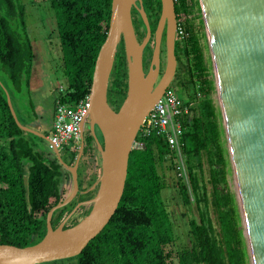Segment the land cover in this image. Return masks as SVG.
I'll return each mask as SVG.
<instances>
[{"label":"trees","instance_id":"obj_1","mask_svg":"<svg viewBox=\"0 0 264 264\" xmlns=\"http://www.w3.org/2000/svg\"><path fill=\"white\" fill-rule=\"evenodd\" d=\"M144 3L157 25L162 1L144 0ZM112 5L113 0H51L50 10L56 20L62 51L61 67L67 84L63 91L58 89L53 118L57 106L75 107L90 96L97 59L107 39ZM197 5H200L199 0H176V12L192 15ZM201 25L203 28L204 22ZM179 27L184 29L185 35L178 33L176 56L181 67L178 83L173 89L193 111L185 124L183 151L189 182L180 176L181 171L175 163L176 153L164 138L156 135L148 139L139 137L145 148L135 149L131 154L125 193L115 216L75 258V264L251 262L237 195L229 188L230 157L221 110L212 97L215 83L213 79H207L210 68L196 33L197 25L188 19L180 22ZM27 30L26 6L22 0H0V64L8 78L6 81L0 76V245L19 248L43 240L48 214L67 199L66 183L69 175L72 177L53 152L51 159L46 150H41L42 138L18 126L8 103L9 94L19 121L37 130L35 123H25L24 116L19 115L16 108L23 84L30 85L36 58ZM110 91L118 103L124 102L128 91L124 44L116 57ZM51 132L52 127L41 133L50 137ZM90 140L94 138L90 137ZM65 149L69 159H62L74 166L78 152ZM89 156L81 169L94 165ZM171 170L182 203L192 214L188 242L183 247L177 244L175 213L164 198V193L171 188L167 177ZM90 179L85 177V181L92 184ZM94 195L81 194L78 201L58 210L54 215V227L69 216L78 202ZM88 213L85 208L81 209L71 224L77 225Z\"/></svg>","mask_w":264,"mask_h":264},{"label":"water","instance_id":"obj_2","mask_svg":"<svg viewBox=\"0 0 264 264\" xmlns=\"http://www.w3.org/2000/svg\"><path fill=\"white\" fill-rule=\"evenodd\" d=\"M161 1L162 15L156 46L147 73L144 52L152 31L143 0H113L107 39L100 50L93 76L91 107L81 124L84 139L85 123H90L101 156L102 173L90 190H97L95 197L79 203L56 230L52 226L55 213L72 204L81 192L79 166L84 143L76 164L69 166L49 137L19 121L8 94V103L18 126L52 145L60 164L72 175L73 191L48 214V232L43 240L26 248L0 245V264H50L77 258L115 216L125 193L134 144L147 117L173 85L177 74L179 24L176 1ZM199 1L250 264H264V0ZM138 2L147 29L142 43L137 38L132 18V10ZM167 23V65L159 80L161 41ZM122 44L128 67V91L120 110L116 112L109 103L108 95ZM96 127L103 135L104 145L96 136ZM84 206H92L90 214L77 225L65 229Z\"/></svg>","mask_w":264,"mask_h":264},{"label":"rangeland","instance_id":"obj_3","mask_svg":"<svg viewBox=\"0 0 264 264\" xmlns=\"http://www.w3.org/2000/svg\"><path fill=\"white\" fill-rule=\"evenodd\" d=\"M23 4L26 6V15H27V27L29 36L34 44L36 58L34 60V72L30 81V85H26V82L23 84L20 90V96L16 102V108L19 115H23L26 124H38L37 130L39 132H46L47 129L53 127L54 118H53V103L55 97L59 94L58 89L66 88V79L62 71V51H61V42L58 35V29L56 25V20L53 13L51 12L50 3L51 0H22ZM192 15L182 14L180 22H186L188 19L192 23L197 25L196 33L200 38V43L202 50L204 52V57L207 66L210 68L209 75L207 79H213L215 83V90L212 94V97L215 101L217 107H220L214 68L212 62V56L209 48L208 38L205 26L201 28L203 22V14L201 6L197 5L193 9ZM0 76L5 78L8 81L6 74L3 72L2 65L0 64ZM173 84L171 88H174ZM175 90V89H174ZM179 93H182L179 90ZM192 98V95L189 96ZM221 110V109H220ZM41 118V119H40ZM40 119V120H39ZM223 124V119H222ZM42 126V127H41ZM224 127V125H223ZM226 135V134H225ZM226 138V136H225ZM43 142L40 144L41 150H46V155L49 158H53L54 150L52 145L49 144L46 140L42 139ZM76 143H70L68 148L73 151ZM228 149V145L226 146ZM43 148V149H42ZM55 154V153H54ZM61 156L64 159H69L66 149L61 150ZM89 157H92L90 155ZM93 158V157H92ZM230 161V158H229ZM175 163H180L181 167L183 163L180 159H177ZM229 174L228 182L229 188L232 192L236 193L235 183L233 178V172L231 163L229 164ZM82 175H86L87 178H91L93 183L96 182V179H99L100 175L97 172L95 166H90L81 170ZM96 175V176H95ZM168 181L170 184V190H167L164 193V198L169 206L170 210L174 212V222L176 224L178 232V247H183L188 242V235L190 232L189 222L191 220L192 214L188 211L178 193L177 188L174 186V172L171 170L167 173ZM186 175V174H185ZM206 178L209 180L210 172L209 167L206 165ZM90 179V180H91ZM186 182H188L186 180ZM82 183V182H81ZM92 183V184H93ZM67 195L68 197L72 193L73 179L69 175L67 180ZM92 184L87 182V180L82 183L84 190L91 187ZM211 189V186L210 188ZM198 217V215H197ZM75 258L62 261V264H75ZM54 264V263H52Z\"/></svg>","mask_w":264,"mask_h":264},{"label":"built area","instance_id":"obj_4","mask_svg":"<svg viewBox=\"0 0 264 264\" xmlns=\"http://www.w3.org/2000/svg\"><path fill=\"white\" fill-rule=\"evenodd\" d=\"M181 36L185 35L182 27L178 28ZM63 91V88L61 89ZM90 96L75 107L59 105L54 115V125L50 139L59 149H65L70 143H78L81 137V124L90 110ZM192 106L183 102L173 88L166 90L163 97L155 105L147 117L139 137L148 139L154 135L164 138L169 147L176 153V160L183 163H176L181 171L180 176L185 177L189 182L184 156V136L186 121L192 116ZM77 145V144H76ZM75 145V146H76ZM145 143L137 139L135 149H144ZM186 174V175H185Z\"/></svg>","mask_w":264,"mask_h":264},{"label":"flooded vegetation","instance_id":"obj_5","mask_svg":"<svg viewBox=\"0 0 264 264\" xmlns=\"http://www.w3.org/2000/svg\"><path fill=\"white\" fill-rule=\"evenodd\" d=\"M143 4H144V9H145L144 0H143ZM140 8H141V6H140V4L138 2L137 3V7H134L133 10H132V18H133V23H134V27H135V31H136L137 38H138L139 42L142 43L144 41V39L146 38V36H147V29H146V25L144 23V20H143V18L141 16ZM145 12H146V14L148 16L149 23H150V26H151V31H152V37H151L150 43H149V45L147 46V48L145 49V52H144V69H145V72L148 73L149 70H150V68H151V65H152V57H153V54H154V51H155V46H156V35H157V30H158V27H159V23H160L161 16H160V19H159L158 24L155 25L154 22H153V20L151 19V15L146 11V9H145ZM176 14H177V12H176ZM161 15H162V12H161ZM181 16H182L181 14H177L178 24L181 21ZM168 29H169V25L167 23L166 26H165V29H164V32H163V36H162V41H161V67H160V78H159V80L164 75L165 70H166V65H167V43H166V41H167V32H168ZM177 40H178V33H177L176 43H177ZM177 60H178V68H177V74H178L181 65H180V61H179L178 58H177ZM177 74H176L175 80L173 82V84L175 86L178 83ZM108 98H109L110 105L113 107V109L116 112H118L120 110V108H121V106H122L123 103H121V104L118 103V100H116L114 98V93L112 91H110V89H109ZM84 130H85L84 139H82V134H81L80 141L77 143L76 147L73 149V151H77L78 152V155H77V158H76V162H77L78 156L80 154V150H81V148L83 146V143H84V147H85L84 148V153H83V156H82V159H81V162H80V166H79V182L81 181L82 183L85 182L86 175H82L81 166H82L85 158L87 156H89V154H88L89 152H91L90 154L92 155V157H93L92 159L94 161V165H90V166H95L97 172L99 173L98 175L101 176V173H102L101 156H100V152L98 150V145H97L96 139H95V137L93 135V131L91 129V126H90L89 121H86ZM96 136L99 139L100 143L102 145H104V138H103V135H102V133H101V131L99 130L98 127H96ZM90 137H93L94 140L91 141L90 140ZM86 151H88L87 154H85ZM76 162H75V164H76ZM98 180L99 179H96V182L93 183V185L91 187H89L88 190H84V187L80 185L81 192L79 193V195H81V194L82 195L83 194L84 195H89L91 193H94L96 195L97 190H95V191H90V190L94 187V185L98 182ZM72 191H73V186H72ZM87 191H90V192L88 194H85V192H87ZM79 195L77 196V198L75 199L74 202H76V201L79 200ZM95 195H94V197H95ZM94 197H92V198H90V199H88L86 201H80V202H78V204L79 203H85L87 201H90ZM83 208H85L87 211H89V213L86 215V216H88L90 214V212H91L92 206H84L81 209H83ZM74 216L71 218V220L74 218ZM86 216H84L83 218H85ZM83 218L81 220H83ZM71 220L67 223V225L65 226V229L74 226V225L71 224ZM53 221H54V218H53ZM52 226H53V228L55 230L59 228V226L58 227H54L53 222H52ZM47 232H48V218H47V224H46V234H47Z\"/></svg>","mask_w":264,"mask_h":264},{"label":"clouds","instance_id":"obj_6","mask_svg":"<svg viewBox=\"0 0 264 264\" xmlns=\"http://www.w3.org/2000/svg\"><path fill=\"white\" fill-rule=\"evenodd\" d=\"M53 128V127H52ZM50 138V137H49ZM60 150V152H61V149H59Z\"/></svg>","mask_w":264,"mask_h":264},{"label":"crops","instance_id":"obj_7","mask_svg":"<svg viewBox=\"0 0 264 264\" xmlns=\"http://www.w3.org/2000/svg\"><path fill=\"white\" fill-rule=\"evenodd\" d=\"M36 125H39V123H38V124H36Z\"/></svg>","mask_w":264,"mask_h":264},{"label":"bare ground","instance_id":"obj_8","mask_svg":"<svg viewBox=\"0 0 264 264\" xmlns=\"http://www.w3.org/2000/svg\"><path fill=\"white\" fill-rule=\"evenodd\" d=\"M183 178V177H182Z\"/></svg>","mask_w":264,"mask_h":264}]
</instances>
